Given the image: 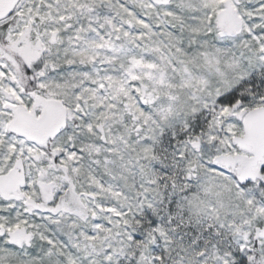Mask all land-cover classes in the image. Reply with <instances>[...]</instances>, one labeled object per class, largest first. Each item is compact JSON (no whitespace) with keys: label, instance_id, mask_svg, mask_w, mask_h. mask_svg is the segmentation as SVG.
<instances>
[{"label":"snow or ice","instance_id":"obj_1","mask_svg":"<svg viewBox=\"0 0 264 264\" xmlns=\"http://www.w3.org/2000/svg\"><path fill=\"white\" fill-rule=\"evenodd\" d=\"M0 264H264V0H0Z\"/></svg>","mask_w":264,"mask_h":264}]
</instances>
